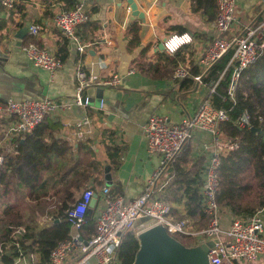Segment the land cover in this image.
Segmentation results:
<instances>
[{
    "label": "crops",
    "instance_id": "0c3cea01",
    "mask_svg": "<svg viewBox=\"0 0 264 264\" xmlns=\"http://www.w3.org/2000/svg\"><path fill=\"white\" fill-rule=\"evenodd\" d=\"M129 1L19 0L14 9L0 7V105L10 99L24 101L44 97L70 103L69 108L46 117L42 133L47 139L52 137L66 142L71 147L70 155L65 161L56 159L52 163V169L44 177L48 181L43 192L46 197L40 201L27 199L23 209L27 218L33 216L44 228L59 222L53 220L51 212L70 192H73V203L87 189L96 192L99 197L92 218L95 224L98 210L102 207L101 190L105 186L111 187L112 194L127 200L144 194L158 164V157L149 154L147 139L143 134L149 117L161 114L167 116L171 123L182 122L193 116L201 103L207 101L210 86L215 83L207 84L204 81L207 86L199 84L195 78L202 76L204 79L210 70L202 61L221 36L215 28L216 17L209 20L207 15L195 13L192 0H133L139 11L145 14V19L141 20L133 17ZM77 4L82 5L90 15V22L77 31L82 42L88 45L84 54H80L76 45L53 23L58 11L73 9ZM236 8L245 16L247 23L244 24L237 13L238 22L232 29L233 33L264 21L263 0H237ZM134 23L141 26V46L133 50L130 47L133 38L130 28ZM34 25L39 27L36 36L30 31ZM176 26L185 29L183 34L188 33L193 37V43L183 47L177 56L159 48L169 37L178 34L177 30H170ZM30 43L61 58L63 68L51 75L35 67L24 52ZM147 45L153 46L148 55L151 59L154 60L157 51L165 52L176 58L178 66L185 67L190 76L175 80L172 72L167 76L142 72L138 63ZM79 66L100 79H112L119 75L122 77L121 84L103 88L102 99L97 94L90 96L89 89L87 95L92 100L91 106H77L72 99ZM101 102L104 103L103 109H100ZM85 117L91 120L93 133L83 140H76L72 127ZM9 127V120L0 121V148L9 140L24 141L29 136L8 137ZM211 140L209 133L198 131L180 154L181 158L188 153L186 168L191 171L190 178L198 174L202 181V172L209 157L205 146ZM9 148L16 149L15 142L10 143ZM76 160L80 165L65 176ZM60 167L62 170H59ZM107 169L112 177L111 185L106 181ZM166 177H173V164L168 168ZM164 193H161V198ZM262 214L264 217V208ZM233 220L229 215L221 216V227L225 233L222 239L227 245L232 243V238L226 233ZM189 225L193 231L200 230L194 228L191 222ZM25 260L29 264L38 262L35 256L26 257ZM87 264H96V261L90 260ZM252 264H264V257Z\"/></svg>",
    "mask_w": 264,
    "mask_h": 264
},
{
    "label": "built area",
    "instance_id": "2783aa9c",
    "mask_svg": "<svg viewBox=\"0 0 264 264\" xmlns=\"http://www.w3.org/2000/svg\"><path fill=\"white\" fill-rule=\"evenodd\" d=\"M264 1V0H263ZM19 0H0V7L14 9ZM237 0H217V15L215 28L220 38L213 44L203 59V64L210 69L228 52H233L230 65L234 66L232 82L229 90L231 98L235 87L242 74L250 69L264 52V21L246 27L241 32H232L237 24ZM90 22V15L82 5L77 4L73 9L60 10L56 13L53 23L67 39L72 41L80 54H84L88 45L84 44L78 36V29ZM36 36L39 27L34 25L30 29ZM188 34V33H187ZM164 42V50L170 55L179 52L183 47L193 43H185L175 52L168 50L165 45L173 36ZM27 59L37 68L44 69L51 75L63 68V60L48 50L40 49L35 43H30L24 48ZM172 78L175 80L186 79L190 72L183 66L173 69ZM76 91L72 102L80 107L91 106V98L87 91L92 88L118 87L122 77L115 75L112 79H100L94 73H89L82 66L76 70ZM195 80L199 84H206L202 76ZM207 85V84H206ZM208 86V85H207ZM218 82L210 86V93H216ZM70 103L58 102L49 97L17 101L10 99L0 105V121L9 120L8 137L20 138L32 133L40 127L47 116L55 115L61 109L69 108ZM104 108L101 102L100 109ZM229 121V114L224 108H216L209 101H204L198 111L180 123H171L167 116L152 114L145 126L143 134L147 139L148 152L158 157V164L149 181L147 191L140 197L127 200L123 196L112 194L111 187L105 186L101 190L102 207L96 215V233L92 238H85L82 229L86 224V216L91 201L96 192L93 189L83 191L79 199L66 211L67 221L71 226L69 236L59 241L49 256L48 264H87L95 260L96 264H121L119 249L125 237L131 233L137 236L142 231L153 226L162 225L169 235L178 238H193L197 243L219 240V243L209 253L210 264H252L264 257V217L262 210L257 211L246 221L234 219L230 230L226 233L232 238V243H224L222 236L225 234L221 227V208L218 197L221 190L219 170L225 154L239 149L237 139L229 138L220 131V125ZM255 124H264V114H254L244 111L236 121L239 129H251ZM73 137L83 140L93 133L92 122L89 118L76 122L73 125ZM198 131L211 135L210 144L205 146L209 157L202 172V186L200 196L208 218L205 228L198 231L190 229L187 220H176L171 215V207L161 198V193L169 184L168 168L176 161L183 149L193 140ZM9 152L18 155L17 149ZM4 157L0 154V166ZM26 233L20 226L15 229L14 242L19 250V257L15 264H29L26 262L19 237ZM10 245V244H9ZM4 253V244L0 245V256Z\"/></svg>",
    "mask_w": 264,
    "mask_h": 264
},
{
    "label": "trees",
    "instance_id": "16d2710c",
    "mask_svg": "<svg viewBox=\"0 0 264 264\" xmlns=\"http://www.w3.org/2000/svg\"><path fill=\"white\" fill-rule=\"evenodd\" d=\"M192 9L212 20L217 15V0H192ZM170 30H177L178 34L185 31L179 26ZM140 32L141 26L134 23L130 28L133 36L130 47L133 50L141 46ZM152 49V45L143 48L142 59L138 63L140 70L153 75H169L178 66L176 58L157 51L153 60L148 56ZM232 57L231 51L225 54L210 68L203 80L207 84L218 82L216 93H208L206 99L216 108H224L228 112L229 121L220 125V131L229 138L237 139L240 145L239 149L222 158L218 197L221 212L232 219L246 221L264 208V124H255L261 129L255 133L250 129H239L236 121L244 111L264 114V52L242 74L233 98L229 94L234 72V66L230 65ZM46 120L24 141L14 139L18 155L9 152V144L13 143L11 140L0 148V154L4 157V163L0 166V245L4 244L1 264H15L20 256L16 245L11 244L15 240V229L20 226L25 227L26 233L19 237L18 243L24 256L38 258L36 264H48L53 248L59 241L67 239L71 231L66 211L68 205L73 203V192L55 208L52 218L59 222H53L49 228L42 227L33 216L27 218L23 210L27 199L40 201L46 197L43 192L48 181L44 177L56 159L65 161L70 155L71 147L66 142L42 136ZM188 163V153L181 158L179 155L173 163V177L169 178L162 200L170 205L171 215L176 220H187L194 228L203 229L208 224V218L200 196L202 181L198 174L189 177L191 171L186 168ZM79 165L80 162L76 160L65 176L74 172ZM54 170L57 172L58 169ZM59 170H62L61 167ZM95 233L94 219L86 221L82 235L92 238ZM176 239L190 247L183 240ZM139 248L138 236L135 233L127 235L119 249L121 264H134Z\"/></svg>",
    "mask_w": 264,
    "mask_h": 264
},
{
    "label": "water",
    "instance_id": "95a60500",
    "mask_svg": "<svg viewBox=\"0 0 264 264\" xmlns=\"http://www.w3.org/2000/svg\"><path fill=\"white\" fill-rule=\"evenodd\" d=\"M133 17L141 20L145 19V14L140 12L137 4L133 0L129 1ZM20 47V44L18 45ZM159 48L163 51L164 44L161 43ZM104 90L101 88H93L88 91L90 96L97 94L99 99L103 98ZM92 104V100H91ZM252 132H260V128L252 127ZM107 184L111 185L112 177L109 170H106ZM96 194L91 201L86 219L93 218L94 209L98 201ZM140 248L137 252L134 264H210L209 253L212 248L219 243L218 239L199 243L192 247H187L175 237L168 234L166 228L162 225L148 228L138 235Z\"/></svg>",
    "mask_w": 264,
    "mask_h": 264
},
{
    "label": "clouds",
    "instance_id": "9594fccd",
    "mask_svg": "<svg viewBox=\"0 0 264 264\" xmlns=\"http://www.w3.org/2000/svg\"><path fill=\"white\" fill-rule=\"evenodd\" d=\"M189 42H191V37L187 33H185L182 36H173L171 41L167 43L165 47L168 50L175 52L178 47Z\"/></svg>",
    "mask_w": 264,
    "mask_h": 264
},
{
    "label": "rangeland",
    "instance_id": "374dc122",
    "mask_svg": "<svg viewBox=\"0 0 264 264\" xmlns=\"http://www.w3.org/2000/svg\"><path fill=\"white\" fill-rule=\"evenodd\" d=\"M238 13V15H239V17H241L242 18V21H243V23L244 24H246L247 23V21H246V19H245V16H242V14L239 12V10L236 8V14ZM79 186V185H78ZM25 204H27V202L25 203ZM73 204H70V205H68L69 207L70 206H72ZM46 206H49V205H46ZM32 210V209H31ZM53 215V212H51V216ZM42 218V217H41ZM45 218V217H44ZM46 220H48V219H46ZM44 221V220H43ZM230 229V228H229ZM178 238L179 239H181V240H183V242H185L187 245H190V247H192V246H195V245H197L198 243H197V241L195 240V239H193V238H183V237H180V236H178Z\"/></svg>",
    "mask_w": 264,
    "mask_h": 264
}]
</instances>
